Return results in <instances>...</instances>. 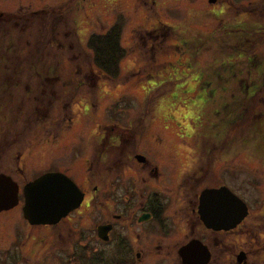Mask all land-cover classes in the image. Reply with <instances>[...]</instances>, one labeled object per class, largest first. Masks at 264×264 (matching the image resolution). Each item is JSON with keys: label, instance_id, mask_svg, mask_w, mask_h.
<instances>
[{"label": "rangeland", "instance_id": "rangeland-1", "mask_svg": "<svg viewBox=\"0 0 264 264\" xmlns=\"http://www.w3.org/2000/svg\"><path fill=\"white\" fill-rule=\"evenodd\" d=\"M106 1L111 0H74L76 10L70 14L71 24L62 21L59 30H51L53 22L48 21L49 26H45L42 19L31 21L28 26L20 23L18 29L13 27L14 23H8L14 30L8 36H3L7 33L2 34L0 29V38L7 39V44H2L23 48L22 62H17V57L13 63L10 57H0L1 62L5 58L7 65L3 64L8 69L0 70V90L6 89L2 84L10 80L7 75L20 77L11 80L12 86L8 88L17 89H10L5 103L16 107L21 101L26 102L23 111L12 107L9 117V122L20 123L19 129L14 127L11 132L13 175L19 179L16 163L24 144L27 150L21 152L20 165L26 169L28 180H32L48 170L70 168L81 157L95 159L96 166L102 146L96 133L109 134L112 127L133 128L141 143L146 139L145 144H156L164 153L177 154L179 159L194 153L215 154L221 183L246 203L253 214L264 213V80L259 78L264 71V31L232 33L237 20L245 22L247 28L254 27L255 22L263 26L260 8L248 7L250 0L234 8L232 0H226L231 10L215 20L210 11L217 9L206 0H165L159 7L163 23L156 20L158 27L166 25L170 29L164 38L149 42L156 47L154 51L144 47L137 41L138 35L131 32L132 27L141 24V19L131 22L128 17L121 40L126 57L120 76L113 80L96 71L88 49L91 36L106 33L112 24L111 16V20L103 15L96 19L98 15L92 11L102 9ZM64 2L0 0V11L18 14L20 8L30 12L60 9ZM110 10L113 17L121 12L118 8ZM245 11H250L247 18L243 17ZM13 20L16 26V19ZM70 27L72 31L68 32ZM2 49L0 53L7 55ZM41 58L45 60L42 64L63 73L56 80L61 83L52 84L58 92L54 99H42L39 93L28 92L29 81L35 88L40 79L33 70ZM237 77L250 86L247 90L254 96L250 102L244 100L245 94L239 89L242 82L235 81ZM18 91L23 93L17 94ZM239 103L248 106L244 104L245 116L232 130L228 121L232 122V114L239 113ZM223 107L229 111L224 113ZM230 111L231 117L227 114ZM24 121L30 126L27 141L24 137L16 141L20 138L16 131H21ZM60 126L67 129L62 135L57 134ZM82 163L84 167L85 162ZM22 178L27 181L25 174ZM78 217L76 214L73 218ZM80 222L75 224L78 229L84 228L86 234L89 230L85 226L90 224L85 214ZM54 234V228L29 226L21 207L0 216V264H37L53 250ZM77 234L72 233L68 239H75ZM67 242L61 243V247ZM28 257L31 262L25 261Z\"/></svg>", "mask_w": 264, "mask_h": 264}, {"label": "flooded vegetation", "instance_id": "flooded-vegetation-1", "mask_svg": "<svg viewBox=\"0 0 264 264\" xmlns=\"http://www.w3.org/2000/svg\"><path fill=\"white\" fill-rule=\"evenodd\" d=\"M163 1L165 0H111L106 1L102 9L92 11L98 15L96 19L102 15L106 19L113 18L109 28L120 24L124 30L128 17L131 22L141 19V24L132 27L131 32L138 35L137 41H141L144 47L154 51L156 47L149 45V42L164 38L170 29L165 24L158 27L156 20L163 23L159 9ZM206 1L213 9H217L210 11L211 18L215 20L220 14L231 10L226 0ZM246 1L249 0H232V7L239 8ZM64 3L60 9L55 7L43 11L30 12L20 8L21 12L18 14H9L2 10L0 29L4 27L6 32H11L13 27L20 28V23L28 26L29 22H39V19L44 20L45 26H48V20L44 17L52 14L55 20L51 30H59L62 21L70 24V14L76 10L74 0H65ZM248 7L260 8V16L264 18V0H250ZM112 8L121 10L118 16H112ZM244 14L243 17L247 18L250 11H245ZM13 19H16V26ZM237 21L238 23L232 25V33L264 31V24L261 26L255 22L254 27L247 28L245 22ZM8 23H14L13 27H8ZM70 29L68 32L72 31ZM224 30L228 31L227 28ZM7 76L10 80L13 77L20 78L17 75ZM3 85L11 86L6 82ZM10 91L0 90V100L3 97L0 101V176L10 178L17 185L18 204L12 209L0 211V216H5L19 207L23 210L25 186L46 173H62L68 176L84 195L80 207L56 224L29 225L33 228H54L55 232L53 250L42 256L37 264H264L263 212L253 214L248 208L247 217L234 228L231 214L229 218H222L220 211L214 209L211 218L206 219L201 215V197L204 191L225 186L218 175L219 162L215 159V154L194 153L191 157L179 159L177 154L164 153L156 144H145L146 139L141 140L144 141L141 143L136 137L135 129L118 126L120 128H110L109 134L100 131L96 133L102 145L100 154L96 156L97 167L95 159L83 160L81 157L70 168L48 170L32 180H28L26 169L20 165L23 156L21 152L27 150L24 144L25 148L20 149L19 161L16 163L19 172L17 179L11 171V132L14 127L19 129L20 123L9 122L12 107H15L10 102L5 103ZM16 107L23 111L26 107L25 100ZM21 124V131H16L20 138L16 141L23 137L27 141L29 123L24 121ZM45 126L43 125V130L46 129ZM66 130L65 126H60L57 134L62 135ZM192 146L194 144L190 147ZM142 151H150L151 154ZM82 162H85L84 167ZM24 174L27 181L21 179ZM262 207L263 210L264 203ZM76 214L79 217L74 219ZM84 214L90 224L85 226L89 230L86 234L84 228L78 229L75 224L77 221L78 225L81 223ZM72 233L78 234L75 239L69 240ZM66 241L68 242L61 247V243ZM55 246L58 247L55 249ZM24 259L26 262L32 261L29 257Z\"/></svg>", "mask_w": 264, "mask_h": 264}, {"label": "water", "instance_id": "water-1", "mask_svg": "<svg viewBox=\"0 0 264 264\" xmlns=\"http://www.w3.org/2000/svg\"><path fill=\"white\" fill-rule=\"evenodd\" d=\"M24 217L33 226L54 225L68 213L80 207L84 195L77 185L62 173H48L30 182L24 189ZM18 204V188L10 178L0 176V211ZM229 218L232 228L248 215L247 205L227 187L206 190L201 197L200 212L211 218L213 210Z\"/></svg>", "mask_w": 264, "mask_h": 264}, {"label": "trees", "instance_id": "trees-1", "mask_svg": "<svg viewBox=\"0 0 264 264\" xmlns=\"http://www.w3.org/2000/svg\"><path fill=\"white\" fill-rule=\"evenodd\" d=\"M44 19L48 20L49 22H54V17L52 14L45 15ZM69 23H67L68 25ZM71 24V22H70ZM49 26V25H48ZM47 29V28H45ZM14 31V30H13ZM2 34L7 33L3 36H8L11 32H6V28H2L1 29ZM122 33L123 30L120 26V24H116L114 26H112L111 28H109L107 30L106 33L104 34H96V35H92L90 40H89V50L92 53L93 56V65L94 68L96 69V71L99 74H102L110 79L116 80L117 77L120 76L121 73V63L124 60V58L126 57V52H125V48L123 47L121 40H122ZM6 43L7 44V39L6 38H0V48H3L2 51H4L5 53H7V55H4L3 53H0V57L1 55L3 57H10L11 62L13 63L15 57H17V62H22L23 58L21 53L23 52V48L18 49L17 46L15 45H10V46H5V44L2 43ZM8 42H11V40L9 39ZM38 43V42H37ZM36 43V44H37ZM35 44V45H36ZM49 44H54L53 41H49ZM29 46V45H28ZM31 47V45L29 46ZM47 50V48H44ZM25 51V50H24ZM41 52V51H40ZM39 52V53H40ZM41 54L43 55V53L41 52ZM44 54H47V52H45ZM12 56V57H11ZM34 56H36V53L34 52ZM1 59V58H0ZM44 58L39 59L38 62V67L36 69H34L33 71H35V74L38 75L40 77V79H38L35 82V88L33 87L32 81H29V86H30V91L29 94L35 95L36 93L40 94V97L42 99H49L50 98L54 99V95L56 94V90H54L52 87V84L54 83V85H57L61 82L56 81L58 79V77L62 76V72H57L56 69H53V67H49L45 64H42L43 62H45V60L43 61ZM5 60V58H4ZM4 60H2V62L0 61V70L2 67H4V71L8 70L6 69V67L4 66L3 63H5V65H7ZM40 63V64H39ZM13 65V64H12ZM21 70V68L19 67V70H16L15 72H18ZM60 70V69H59ZM9 72L7 71L6 74H8ZM263 74H258L259 78L261 80H264V71H262ZM16 74V73H14ZM239 74H243L242 71L239 72ZM232 75H236V74H232ZM232 76V78L234 77ZM239 81L240 77L235 78V81ZM12 82L11 80L7 81L6 83H10L12 86ZM239 82H242V84H240L239 89L241 91H243V93L245 94V96L243 97L244 100L247 102H250V100L253 99V95L249 94V90H247L249 87L246 86L245 81L240 80ZM260 86V84H259ZM262 86H264L262 84ZM4 87V86H3ZM6 89H17L15 87H9L5 86ZM260 87L256 88L258 91ZM247 90V91H246ZM256 90V92H258ZM58 93V92H57ZM244 104L247 105V103H243L242 106H240V103L237 106V109L239 113H237V115L234 116V114H232V122H229V124H232V130L235 129V125L236 123H239L241 121L238 120H242V118L245 116V110L243 108ZM248 106V105H247ZM224 108V113L226 111H229L228 108L223 107ZM243 109V110H242ZM231 113L232 111L228 112L227 114L230 115L231 117Z\"/></svg>", "mask_w": 264, "mask_h": 264}]
</instances>
